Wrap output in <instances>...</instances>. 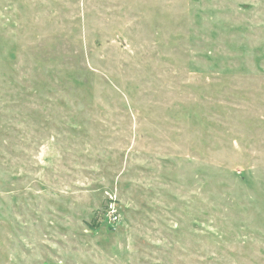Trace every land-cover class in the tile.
I'll return each instance as SVG.
<instances>
[{
    "label": "rangeland",
    "instance_id": "1",
    "mask_svg": "<svg viewBox=\"0 0 264 264\" xmlns=\"http://www.w3.org/2000/svg\"><path fill=\"white\" fill-rule=\"evenodd\" d=\"M0 264H264V0H0Z\"/></svg>",
    "mask_w": 264,
    "mask_h": 264
},
{
    "label": "built area",
    "instance_id": "2",
    "mask_svg": "<svg viewBox=\"0 0 264 264\" xmlns=\"http://www.w3.org/2000/svg\"><path fill=\"white\" fill-rule=\"evenodd\" d=\"M108 215H109V221L110 222H113L114 223L117 220V216L114 213V211H110Z\"/></svg>",
    "mask_w": 264,
    "mask_h": 264
}]
</instances>
